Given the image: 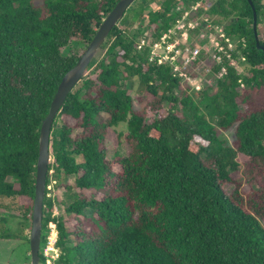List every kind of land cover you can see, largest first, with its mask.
I'll list each match as a JSON object with an SVG mask.
<instances>
[{"label":"trees","instance_id":"16d2710c","mask_svg":"<svg viewBox=\"0 0 264 264\" xmlns=\"http://www.w3.org/2000/svg\"><path fill=\"white\" fill-rule=\"evenodd\" d=\"M192 1L134 0L66 94L50 126L38 264L50 227L58 264H264V53L250 5L215 0L207 10L244 39L246 60L245 74L226 66L211 89L189 90L136 47V36L156 39L174 7ZM250 1L264 46V0ZM115 2L0 0V199L16 200L27 228H5L1 239L28 246L40 122L84 48L61 49L86 45ZM119 123L126 151L110 157L106 131ZM231 127L226 143L219 131Z\"/></svg>","mask_w":264,"mask_h":264},{"label":"built area","instance_id":"2783aa9c","mask_svg":"<svg viewBox=\"0 0 264 264\" xmlns=\"http://www.w3.org/2000/svg\"><path fill=\"white\" fill-rule=\"evenodd\" d=\"M214 1L195 0L176 5L174 21L161 30L156 39L149 42L150 35L146 31L135 38L137 49L147 47L149 61L167 65L171 76L185 82L189 90L214 87L216 80L225 74L226 66L234 67L240 75L245 74L244 39L228 37L222 24L214 21L215 15H208L207 10ZM196 34L201 35L202 40L192 41L191 37H196ZM210 35L212 37L208 41ZM207 41L210 45L206 44ZM238 82L242 86L240 79ZM56 237V230L50 227L40 250L44 264L57 260Z\"/></svg>","mask_w":264,"mask_h":264},{"label":"water","instance_id":"95a60500","mask_svg":"<svg viewBox=\"0 0 264 264\" xmlns=\"http://www.w3.org/2000/svg\"><path fill=\"white\" fill-rule=\"evenodd\" d=\"M134 0H116L114 5L108 10L102 18L99 25L96 27L94 34L85 45L83 51L79 54L74 65L63 74L58 82L53 96L50 100L48 110L42 118L38 131V145L37 156L35 160L34 169V184H33V199L31 206L30 226L28 230V264H38L39 261V240H40V220L42 199L45 188V174L47 170V161L49 157V133L52 119L64 100L66 94L74 86V84L81 78L85 67L89 60L98 48L100 43L107 35L109 29L118 21L123 11ZM252 11V29L254 35V46L256 49L264 53V46L261 45L256 37L255 25L256 14L254 7L250 0H247Z\"/></svg>","mask_w":264,"mask_h":264},{"label":"rangeland","instance_id":"374dc122","mask_svg":"<svg viewBox=\"0 0 264 264\" xmlns=\"http://www.w3.org/2000/svg\"><path fill=\"white\" fill-rule=\"evenodd\" d=\"M159 0H156L155 3H158ZM133 3V2H132ZM150 32V30H148ZM196 37H191L192 41H196L198 38L202 40L201 35H195ZM212 37V35L207 37V40ZM203 38H205L203 36ZM206 42L207 45H210V42ZM205 42L203 43L204 46H206ZM84 45L82 42L79 41H70L68 42L62 49L61 52L63 54L69 53L72 49L77 48L79 50L84 48ZM123 85L125 88H127V91L134 95L136 92L135 86L131 87V84L128 80L123 82ZM210 88V87H207ZM211 89V88H210ZM137 93H142V91L138 90ZM135 106H140L137 102H134ZM148 118L154 117L152 114H148ZM232 129L233 127L225 130V131H219V135L222 139L226 141V143H230L231 139L233 138L232 135ZM125 130V124L119 123L117 126H114L112 128H108L105 135V144L107 148L109 149V156H113V152H116L119 156H123L126 151V146L124 144V141L122 140L123 131ZM237 160L239 162V167L241 166L242 162L246 160V157L242 155L237 156ZM239 175V172H232V177H237ZM52 183H50L47 188L49 189L48 194L53 195L51 188ZM232 186L229 184H225L223 189L227 193L231 190ZM0 203L2 205V208H0V234L4 232V229L7 228L11 231H13L15 234H25L27 232V228L22 225H17V211L15 208V199L10 198H1ZM61 212V207L59 204H55L53 207V214H59ZM14 215V216H12ZM21 235V236H22ZM28 255V246L26 244H23L19 242L17 239H1L0 238V264H28V260L25 259V256ZM52 264H58L56 261L51 262ZM50 263V264H51Z\"/></svg>","mask_w":264,"mask_h":264}]
</instances>
